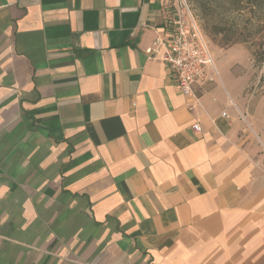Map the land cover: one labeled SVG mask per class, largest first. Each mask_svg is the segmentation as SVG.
<instances>
[{
  "label": "crops",
  "instance_id": "1",
  "mask_svg": "<svg viewBox=\"0 0 264 264\" xmlns=\"http://www.w3.org/2000/svg\"><path fill=\"white\" fill-rule=\"evenodd\" d=\"M169 11L0 0V264H264L257 107L179 92L145 53Z\"/></svg>",
  "mask_w": 264,
  "mask_h": 264
},
{
  "label": "rangeland",
  "instance_id": "2",
  "mask_svg": "<svg viewBox=\"0 0 264 264\" xmlns=\"http://www.w3.org/2000/svg\"><path fill=\"white\" fill-rule=\"evenodd\" d=\"M202 2V3H197ZM224 82L241 88V99L257 107L264 132V11L235 10L228 0H185ZM222 64V65H221ZM245 116V115H244Z\"/></svg>",
  "mask_w": 264,
  "mask_h": 264
},
{
  "label": "built area",
  "instance_id": "3",
  "mask_svg": "<svg viewBox=\"0 0 264 264\" xmlns=\"http://www.w3.org/2000/svg\"><path fill=\"white\" fill-rule=\"evenodd\" d=\"M169 11L165 38H157L145 50L152 60L163 62L172 75L179 92L187 98L198 99L195 88L221 83L220 72L204 37L192 17L185 0H164ZM193 110V107H189ZM222 117L228 118L226 113ZM245 122V117L239 115ZM200 133L198 123L192 125Z\"/></svg>",
  "mask_w": 264,
  "mask_h": 264
},
{
  "label": "trees",
  "instance_id": "4",
  "mask_svg": "<svg viewBox=\"0 0 264 264\" xmlns=\"http://www.w3.org/2000/svg\"><path fill=\"white\" fill-rule=\"evenodd\" d=\"M201 1V0H198ZM210 2H216L217 0H208ZM229 4L235 8V10H242L246 7L249 8L251 13L264 11V0H228ZM202 3V2H197ZM260 59L264 61V39L259 45Z\"/></svg>",
  "mask_w": 264,
  "mask_h": 264
}]
</instances>
